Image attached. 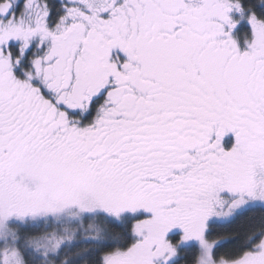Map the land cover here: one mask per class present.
I'll return each instance as SVG.
<instances>
[{
	"label": "snow or ice",
	"instance_id": "snow-or-ice-1",
	"mask_svg": "<svg viewBox=\"0 0 264 264\" xmlns=\"http://www.w3.org/2000/svg\"><path fill=\"white\" fill-rule=\"evenodd\" d=\"M190 256L264 264V0H0V264Z\"/></svg>",
	"mask_w": 264,
	"mask_h": 264
},
{
	"label": "trees",
	"instance_id": "trees-1",
	"mask_svg": "<svg viewBox=\"0 0 264 264\" xmlns=\"http://www.w3.org/2000/svg\"><path fill=\"white\" fill-rule=\"evenodd\" d=\"M250 222V217H244L238 220L236 223L223 226L217 229V233L226 239H231L235 233L240 231L242 228L246 227ZM233 246L226 244L224 248L221 249L222 252L231 250ZM192 256L189 257V264H191Z\"/></svg>",
	"mask_w": 264,
	"mask_h": 264
}]
</instances>
